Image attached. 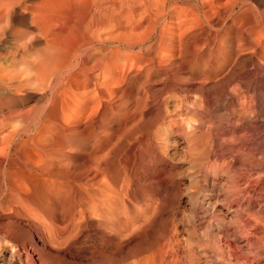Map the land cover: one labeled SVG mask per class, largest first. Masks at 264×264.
<instances>
[{
	"label": "rangeland",
	"instance_id": "1",
	"mask_svg": "<svg viewBox=\"0 0 264 264\" xmlns=\"http://www.w3.org/2000/svg\"><path fill=\"white\" fill-rule=\"evenodd\" d=\"M19 1L0 0V62L6 60L0 64V74L5 77V83L14 82L11 85L19 88L15 98L0 90V163L3 164L0 173L7 174L12 166L26 168L20 145L23 138L35 136V140L44 142L43 146L48 148L49 135L41 129L42 125L51 127L50 122L57 114L53 111L64 98V92L75 91L85 74L84 68L99 55L106 62L102 70L95 71L96 79L103 85L107 83L104 86L113 96L106 100L105 106L96 100L93 107L97 110L93 107L83 110L79 103L64 109L70 118L62 124L72 126L78 122L76 131L79 128L82 136L78 139L80 147L69 144L63 149L67 160L79 162L80 169L75 166L78 175L85 167V160H95V167L102 172L100 184L104 181L110 185L111 204L107 207L104 204L105 208L101 204L102 210L95 211L97 217L101 214L98 219L93 215L95 212L88 215L80 212L82 218L74 212L69 217L63 215V200H59L61 204L55 203L46 191L40 196L38 186L28 180L26 203L31 211L33 208L38 212L42 206L44 213L41 210L39 215H42H37V219L26 214L27 218L23 211L22 215H16L7 192L13 185L3 173L0 175V264H227L226 259L228 264L231 261V264H264V6L257 4V0H152L158 2H154L155 6L149 3L151 0H104V18L87 28L88 39L75 33L76 27L69 32L74 23L71 26L72 23H63L60 27L66 20L65 12L70 9V13L78 12L79 3L64 0L52 12H41L40 0ZM5 5L13 12L1 11ZM133 6L147 9L141 8L133 15L136 9ZM247 28H251L258 47L248 44L239 31ZM64 58H67L63 61L65 68L60 66ZM39 60L49 62L44 63L48 69L54 64L52 69H55L47 70L46 65L35 68ZM140 60L143 63L148 60L151 65ZM3 64L8 70L13 68L8 71ZM41 69L45 70L39 76ZM35 73L39 77H34ZM64 76H69L65 77L69 80L65 81ZM64 86L69 89L64 90ZM89 88L95 94L94 88ZM120 92L124 94L119 97ZM138 105L145 109H138ZM12 106L21 108V112L24 109L23 116L16 109L19 115L9 118V111L13 114ZM21 125H26L24 133L19 128ZM29 126H32L30 132ZM90 151L93 155H87ZM5 166H9L7 171ZM69 179L74 199L83 200L87 191L83 181ZM208 196L211 201H207ZM228 205H231L229 209ZM54 206L62 211L55 214ZM74 206L79 205L75 202ZM89 215L94 217L88 218ZM14 216H19L20 223L26 222L22 226L12 222Z\"/></svg>",
	"mask_w": 264,
	"mask_h": 264
},
{
	"label": "bare ground",
	"instance_id": "2",
	"mask_svg": "<svg viewBox=\"0 0 264 264\" xmlns=\"http://www.w3.org/2000/svg\"><path fill=\"white\" fill-rule=\"evenodd\" d=\"M19 0H17V2H18ZM66 1H70V2H76V3H79V5H80V10L78 11V12H73V13H70V11H71V9L70 10H68V11H66L65 12V15H66V20H65V18H64V20H65V22H61V20H59L60 22H61V24H60V27H61V25L63 24V23H72V24H70V26L71 25H73V23H74V25H73V27L74 28H72V29H70L69 30V32H72V30H75V27L77 28V30H76V32L75 33H80L82 36H86L88 39H90V37L89 36H87V28H90L89 26L90 25H94V24H97L99 21H101V18H104L103 17V15H105V7H103L104 6V3H105V1L104 0H66ZM107 1V0H106ZM164 1V0H163ZM162 1V2H163ZM6 2H8V1H6ZM20 2V1H19ZM63 3L64 2V0H40V2H39V9H41V12H52V10L59 4V3ZM154 2H156V1H152L151 0V2H149V3H151V4H153L154 6L156 5V3H158V2H156V3H154ZM257 2V4H259L260 6L261 5H263L264 6V0H257L256 1ZM9 4H10V7H11V3L9 2ZM37 4V3H36ZM150 4V5H151ZM7 5H8V3H7ZM14 5V4H13ZM29 5V4H28ZM63 5H65V4H63ZM71 5V4H70ZM139 5V4H138ZM137 5V6H138ZM147 5V4H146ZM145 5V6H146ZM149 5V6H150ZM9 6V5H8ZM68 6V5H67ZM76 6V5H75ZM106 6V5H105ZM145 6H142V7H138V8H136L135 6H133V7H135L136 9H133V12H132V14L134 15V14H136L137 13V11L138 10H141V8H146ZM149 6H148V9H149ZM4 7V6H3ZM5 7H6V5H5ZM8 8V7H6V8H8V9H6V8H2L1 9V11L3 10V12L5 11L6 13H9V11L7 12V10H10L11 11V8H13V7H11V8ZM20 7V6H19ZM65 7V6H64ZM70 7V6H69ZM61 8V7H60ZM59 8V9H60ZM106 8H108V7H106ZM132 8V7H131ZM160 8V7H159ZM27 9H29V8H27ZM63 9V8H62ZM67 9H68V7H67ZM147 9V8H146ZM107 10V9H106ZM19 11V10H18ZM73 11H74V8H73ZM144 11V10H143ZM4 12V13H5ZM11 12H13V11H11ZM56 12H57V10H56ZM55 12V13H56ZM59 13H60V11H58ZM72 12V11H71ZM107 12H108V10H107ZM3 13V14H4ZM63 13V12H62ZM33 14V13H32ZM61 14V13H60ZM30 15V14H29ZM50 15V14H49ZM52 15V14H51ZM59 15V14H58ZM62 15V14H61ZM137 15V14H136ZM3 16V15H2ZM28 17V16H27ZM42 17H43V15H42ZM63 17V16H62ZM38 18H39V16H38ZM40 19V18H39ZM45 20V19H44ZM46 21V20H45ZM54 21V20H53ZM104 21V20H103ZM46 23V22H45ZM56 24H58L57 22H55ZM53 24H54V22H53ZM218 24V23H217ZM59 25V24H58ZM57 25V26H58ZM48 26V25H47ZM66 26V25H65ZM70 26H69V28H70ZM40 27V26H39ZM38 27V28H39ZM43 27H45V26H43ZM42 27V28H43ZM49 27V26H48ZM67 27V26H66ZM54 28V27H53ZM62 28V27H61ZM68 28V29H69ZM44 29V28H43ZM51 29V28H50ZM251 28H247V30H239V31H241L242 32V35H243V37H244V39H245V41L248 43H250V45L252 46H254V45H256V43L253 41V37H252V31L250 30ZM55 30V29H54ZM62 30V29H61ZM67 30V29H66ZM39 31V30H38ZM58 31H60V30H58ZM57 31V33H59ZM78 31V32H77ZM229 31V30H228ZM49 32H54V31H49ZM62 32H64V31H62ZM55 33V32H54ZM47 34H48V32H47ZM64 34V33H63ZM71 35H69V36H72V33H70ZM73 34H74V32H73ZM237 34V33H236ZM239 35H240V33H238ZM77 35V34H76ZM241 35V36H242ZM51 36V35H50ZM53 36V35H52ZM60 36V35H59ZM57 37V38H60V37ZM68 35H67V37H66V40H68L70 37H69ZM56 37V36H55ZM62 37V36H61ZM78 37V36H77ZM49 38V37H48ZM53 38V37H52ZM65 38V37H64ZM68 38V39H67ZM56 39V38H55ZM72 39H73V37H72ZM46 40H48V39H46ZM63 40H65V39H63ZM65 40V41H66ZM71 40V39H70ZM69 40V41H70ZM93 39H91V43L94 41H92ZM68 41V42H69ZM97 41V40H96ZM53 42V41H52ZM61 42V41H60ZM64 42V41H63ZM73 41L71 40V42H70V44L72 43ZM97 42H99V41H97ZM96 42V43H97ZM65 43V42H64ZM67 43V42H66ZM75 43V42H74ZM248 43V44H249ZM70 44H67V45H69L70 46ZM86 44H88V43H86ZM85 44V45H86ZM72 45H74L73 43H72ZM99 45V44H98ZM86 46H88V45H86ZM257 47H258V44L256 45ZM51 48V47H50ZM65 48V47H64ZM67 48H68V46H67ZM82 48H83V46H82ZM81 48V49H82ZM84 48H85V46H84ZM101 47H99V49H100ZM106 48V47H105ZM70 50L72 49V48H69ZM69 49H68V51H69ZM90 49H91V47H90ZM98 48L96 49V50H99ZM255 49H256V47H255ZM64 50V49H63ZM73 50V49H72ZM89 50V49H88ZM87 50V51H88ZM102 50V49H101ZM260 49H258V51H259ZM81 51V50H80ZM257 51V50H256ZM64 52H66V49H65V51ZM63 52V53H64ZM88 52H90V51H88ZM101 52V51H100ZM187 52V51H186ZM260 52V51H259ZM264 52V51H263ZM69 53V52H68ZM67 53V54H68ZM72 53H74V51H72ZM86 53V52H85ZM107 53V52H106ZM95 54V53H94ZM101 55L103 54V53H100ZM264 54V53H263ZM66 55V54H65ZM70 55H72V54H70ZM80 55V54H79ZM85 55V54H84ZM98 55V54H97ZM260 55H261V53H260ZM53 56V55H52ZM66 56H69V55H66ZM92 56V54L90 55V57ZM96 56V55H95ZM264 56V55H263ZM63 57H65V56H63ZM70 57L71 56H69V58L68 59H70ZM58 58H59V56H58ZM67 58H64V60H62V62L63 61H65V59H67ZM25 59V58H24ZM46 59V58H45ZM54 59H57V58H54ZM73 59V58H72ZM89 59V58H88ZM93 59V58H92ZM147 59V58H146ZM153 59H155V58H153ZM9 60V59H8ZM50 60V59H49ZM48 60V61H49ZM59 60V59H58ZM71 60V59H70ZM91 60V59H90ZM89 60V61H90ZM105 60V59H104ZM107 60V59H106ZM6 61V60H5ZM5 61H1L0 62V64L1 63H3V62H5ZM35 61H37V60H35ZM34 61V62H35ZM40 61V60H39ZM46 61V60H45ZM44 60H42V61H40V62H37V63H35V68H36V65H37V68H43L44 67V65H46V64H44V63H46ZM57 61V60H56ZM79 61V60H78ZM82 61V60H81ZM109 61V60H108ZM138 61V60H137ZM141 61V60H140ZM148 60H146V62H147ZM150 61H152L151 59H150ZM185 61V60H184ZM188 61V60H187ZM211 61V60H210ZM8 62V61H7ZM34 62H32V63H34ZM61 61H60V66L61 65H63L62 67H66L65 66V64H64V62H63V64H61L62 63ZM66 62H69V60H66ZM106 61H104L103 62V59H102V57H100L99 55H98V57L95 59V60H93V62L89 65V66H86L85 68H84V70L83 71H85V74L84 75H82L83 77L81 78V80L76 84V89H75V91H71L72 89H70V90H68V91H65L64 92V98H61V96H60V98L62 99V101L60 102V104L57 106V108H55V110H54V108H51L50 107V109H52V110H54L53 112H56L57 114L54 116L53 114V116H54V119H50L51 120V127L49 128H46V126L44 127L42 124V127H41V129H43V131L44 132H47V134L49 135V142L46 144L47 146H48V148H45L43 145V143L41 142H38L37 140H35L36 138H34L35 136H32V135H29V136H27L26 138H23L20 142H21V146H22V149H23V153H25L24 155V158H22L23 159V164H24V166H26V168L25 169H20V168H18V169H13L15 166H12V168H9V166H7L9 169H12V170H8V172H6L7 174H5V171L3 172L6 176H5V179H7L6 177H8V180H9V182H10V184L12 183V185H13V189L9 186V185H7V186H9V191H7L8 192V201H10V203H13L12 205H13V213L14 214H16V215H22L23 213H22V211L23 212H25V215L27 214L31 219L33 218V219H37L36 217H37V215H39L40 214V212H41V210L43 211V209H42V206L40 207V211H35L33 208H32V210L33 211H31L30 210V206L26 203L27 202V196H28V194H27V191H28V180H33L34 182H35V184L38 186V187H36L37 189V191H38V193L37 194H39L40 196H41V194H43L45 191H46V194H47V196L48 195H50V197H51V199L52 200H54L55 201V203H60L61 204V202L59 201L60 199H61V201L63 200L64 201V203H63V206L61 205V207H63V215L64 214H68L69 215V217L74 213V212H78V216L79 217H81L82 218V215L80 214V212H85V213H87V215L88 214H90L91 212L92 213H94L95 211H97L98 209H100V211L102 210V208L104 207L105 208V205H106V207H107V205L109 206V197L111 196H109V193L108 192H110V191H108V190H110L109 189V184L107 185V184H105V182L104 181H102V183L100 184V181L102 180V172H101V170H100V168H98L97 166L95 167V164H94V161H93V159H90V160H85V167H84V169H83V171L78 175V174H76V172L77 171H75V170H77V169H75V166H77L78 164H79V162L77 163V164H75V161H74V163L73 162H71L70 160L72 159H69V160H67V155L65 156V154L67 153V152H65L66 150L65 149H63L64 148V145H74V146H76V145H79L80 143V141L78 142V139H79V136H82V134H80L79 135V128H77V131H76V127H79L78 125L79 124H77V126H75V124L76 123H78V122H74L75 124H73L74 126H75V128L73 127V125L71 126L70 124L68 125V124H62V123H64V122H66L67 120H68V118H70V117H68V114L66 115L65 114V112H64V109H68V107L69 108H71V105H74V103H79L80 104V106H82L81 108L84 110V108H91L92 109V107H93V103L96 101V100H99V102L97 103V104H99L100 103V105H102V106H105V104H106V100L108 99V100H110L111 98H109L110 96H113V95H109V92L111 93V90L109 91V88L108 87H106V86H104V85H107V83L106 84H104L103 85V83H99L98 81H97V79H96V72L95 71H97V70H99L102 66H103V63H105ZM146 62H144L143 63V61H141V63H143V64H145ZM15 63V62H14ZM47 63H49V62H47ZM54 63V62H53ZM80 63V62H79ZM84 63V62H83ZM135 63V62H134ZM137 63V62H136ZM140 63V65H142ZM147 63H149L150 64V62H147ZM146 63V64H147ZM153 63V62H152ZM154 63H155V61H154ZM157 63V62H156ZM184 63V62H183ZM182 63V64H183ZM188 63V62H187ZM8 64V63H7ZM10 64H12L11 62H10ZM16 64V63H15ZM78 64V63H77ZM80 64H82V62L80 63ZM85 64V63H84ZM83 64V67L85 66ZM87 64V63H86ZM110 64V63H109ZM148 64V65H149ZM159 64V63H158ZM180 64H181V62H180ZM6 66V64H3L2 66ZM52 65V64H51ZM54 65V64H53ZM52 65V67H54ZM67 65V64H66ZM88 65V64H87ZM140 65H138V66H140ZM151 65V64H150ZM149 65V66H150ZM161 65V64H160ZM4 66V68H7V67H5ZM11 66V65H10ZM33 66V67H34ZM49 66V65H48ZM58 66V65H57ZM82 66V65H81ZM135 66V65H134ZM154 66V65H153ZM163 66V65H162ZM263 66V65H262ZM9 67V66H8ZM46 67H47V65H46ZM46 67H44V68H46ZM51 67V66H50ZM52 67L51 68H49V69H52ZM82 67V68H83ZM131 67V66H130ZM174 67V66H173ZM198 67H200V66H198ZM13 68V67H12ZM12 68H10L9 67V70L10 69H12ZM15 68V67H14ZM26 68V67H25ZM24 68V69H25ZM30 68H32V67H30ZM61 68V67H60ZM77 68V67H76ZM75 68V69H76ZM104 68V67H103ZM103 68H101L100 70H102ZM149 68V67H148ZM151 68V67H150ZM150 68L148 69V70H150ZM159 68V67H158ZM157 68V69H158ZM1 69V68H0ZM3 69V68H2ZM48 69V67H47V70H49ZM53 69H55V68H53ZM52 69V70H53ZM57 69V68H56ZM59 69V68H58ZM74 69V71H76ZM138 69H140L139 67H138ZM144 69H146L147 70V68H144ZM202 69V68H201ZM5 70V69H4ZM7 70H8V68H7ZM6 70V71H7ZM8 70V71H9ZM30 70V69H29ZM42 71L41 72H39V70L38 71H35L36 73L37 72H39V73H37V74H39V76L41 75L42 76V74H40V73H43V71L45 70V69H41ZM82 70V69H81ZM131 70V69H130ZM141 70H142V68H141ZM145 70V71H146ZM147 70V71H148ZM205 70V69H204ZM1 71V70H0ZM15 70H12V72H14ZM78 72H80L81 73V71H79V69L77 70ZM133 71V70H132ZM135 72L136 71H138L137 69L136 70H134ZM133 71V72H134ZM146 71V73L148 74V72ZM158 71V70H157ZM175 71V70H174ZM2 72V71H1ZM23 72V71H22ZM22 72H21V74H22ZM50 72H51V70H50ZM58 72V71H57ZM143 72H144V70H143ZM165 72V71H164ZM167 72V71H166ZM165 72V73H166ZM36 73H35V76L34 77H37L36 76ZM47 73H48V71H47ZM46 73V74H47ZM73 73V72H72ZM71 73V74H72ZM82 73H84V72H82ZM131 73V72H130ZM129 73V74H130ZM137 73V72H136ZM135 73V74H136ZM100 74V73H99ZM129 74H128V78H129ZM140 74V73H139ZM17 75V74H16ZM27 75V74H26ZM49 75V74H48ZM68 75V74H67ZM133 75V74H132ZM137 75V74H136ZM38 76V77H39ZM69 76H71V75H69ZM69 76L67 77V76H64V80H65V77H67V78H69ZM73 76V75H72ZM75 76V75H74ZM77 76V75H76ZM76 76H75V78H76ZM110 76V75H109ZM135 76V75H134ZM142 76V75H141ZM21 77V76H20ZM27 77V76H26ZM25 77V78H26ZM43 77H44V74H43ZM42 77V78H43ZM97 77H98V75H97ZM105 77V76H104ZM127 77V76H126ZM150 77V76H149ZM24 78V79H25ZM66 78V79H67ZM74 77H73V79H75ZM107 78V77H106ZM110 78V77H109ZM125 78V77H124ZM127 78V79H128ZM135 78V77H134ZM133 78V79H134ZM137 78V77H136ZM2 79V84L0 83V90H2V92L4 93V94H6V96L8 95V96H10L11 98H15V94H16V92L18 91V87L17 86H14L15 84H14V82L13 83H5V81H4V79H5V77H3V74H0V80ZM6 79H8V77L6 78ZM10 79V78H9ZM15 79V78H14ZM28 79V78H27ZM38 79H40V78H38ZM37 79V80H38ZM59 79V78H58ZM62 79V80H63ZM104 79V78H103ZM126 79V78H125ZM133 79H131V80H133ZM160 79V78H159ZM61 80V81H62ZM69 80V79H68ZM68 80H65V81H68ZM71 80V79H70ZM76 80V79H75ZM99 80V79H98ZM3 81H4V83H3ZM16 81V80H15ZM39 81V80H38ZM43 82H44V80H42ZM57 81H59V80H57ZM60 81V82H61ZM101 81V80H100ZM134 81V80H133ZM202 81V80H201ZM16 82H18V81H16ZM27 82V81H26ZM56 82V81H55ZM59 82V83H60ZM71 82V81H70ZM69 82V83H70ZM104 82V81H103ZM123 82V81H122ZM135 82V81H134ZM148 82V81H147ZM159 82V81H158ZM180 82V81H179ZM19 83V82H18ZM25 83V82H24ZM38 83V82H37ZM59 83L57 82V84L59 85ZM63 83V82H62ZM62 83H61V85H62ZM72 83V82H71ZM142 83H144V82H142L141 81V86H142ZM11 84H14V85H11ZM42 84V83H41ZM64 84V83H63ZM68 84V83H67ZM109 84V83H108ZM121 84V83H120ZM140 84H138V85H140ZM147 84V83H146ZM18 85V84H17ZM25 85H26V83H25ZM30 85V84H29ZM28 85V86H29ZM53 85H55L54 83H53ZM57 85V86H58ZM65 85V84H64ZM69 85V84H68ZM68 85H66V87H68ZM72 85H73V83H72ZM131 85V84H130ZM22 86H24V84L22 85ZM71 85H69V87H70ZM92 87V88H94V90H95V94H91L92 93V91H91V93H90V88L89 87ZM112 86V85H111ZM116 86H117V84H116ZM115 86V87H116ZM125 86V85H124ZM144 86V85H143ZM30 87V86H29ZM65 86H64V90L65 89H69V88H66ZM74 86H72V88H73ZM158 87V86H157ZM128 88V87H127ZM139 88H140V86H139ZM168 88V87H167ZM22 89H23V87H22ZM125 88H123V90H124ZM160 89H161V87H160ZM23 90H25V89H23ZM27 90V89H26ZM41 90V89H40ZM57 90H58V88H57ZM57 90H55L54 89V91L56 92ZM93 90V91H94ZM114 91H115V89H113ZM132 90V89H131ZM139 90V89H138ZM158 90V89H157ZM38 91V90H37ZM60 91V90H59ZM114 91H112V92H114ZM122 91V90H121ZM136 91V90H135ZM25 92V91H24ZM24 92H22V93H24ZM61 92H62V90H61ZM119 92V91H118ZM131 92V91H130ZM140 92V90L138 91V93ZM1 93V92H0ZM19 93H20V91H19ZM22 93H21V95H22ZM54 93V92H53ZM60 93V92H59ZM117 93V92H116ZM133 93V92H132ZM152 93H154V92H152ZM239 93V92H238ZM29 94V93H28ZM30 94H31V92H30ZM56 94V93H55ZM54 94V95H55ZM119 94V93H118ZM118 94H117V96H118ZM122 94H124V93H121L120 92V94H119V97L122 95ZM127 95H129V97H130V94H128V93H126ZM155 94V93H154ZM39 95V94H38ZM59 95H61V94H59ZM139 95V94H138ZM137 95V96H138ZM141 95V94H140ZM143 95V94H142ZM235 95H237V94H235ZM239 95V94H238ZM18 96V95H17ZM117 96L115 97V99L117 98ZM135 96H136V94H135ZM135 96H134V98H135ZM159 96V95H158ZM2 97H4V95L2 96ZM25 97V96H24ZM142 97V96H141ZM152 97V96H151ZM238 97V96H237ZM0 98H1V96H0ZM19 98H20V96H19ZM53 98H56V96L55 97H53ZM123 98V97H122ZM132 98V97H131ZM142 98H144V96L142 97ZM142 98L141 99H139V100H141L143 103H144V99L142 100ZM4 99H6L5 97H4ZM10 99V98H9ZM9 99H7L8 101H9V103H11L10 102V100ZM60 99V100H61ZM115 99H112V100H114V102H115ZM127 99H129V98H127ZM136 99V98H135ZM17 100V99H16ZM23 100V99H22ZM21 100V101H22ZM52 100H54V99H52ZM57 100H59L58 99V96H57ZM111 100V101H112ZM118 100V99H117ZM138 100V101H139ZM146 100V99H145ZM154 102L156 101V100H154V98L152 99ZM6 101V100H5ZM14 101V100H13ZM54 101H56V100H54ZM131 101V100H130ZM129 101V102H130ZM137 101V102H138ZM7 102V101H6ZM126 102V101H125ZM124 102V103H125ZM128 102V101H127ZM126 102V103H127ZM141 102V103H142ZM96 103V102H95ZM122 102H120V104H121ZM125 103V104H126ZM134 103H135V101H134ZM139 103H140V101H139ZM161 103V102H160ZM159 103V104H160ZM8 104V103H7ZM13 104V103H12ZM51 104H52V102H51ZM50 104V105H51ZM97 104H95V105H97ZM109 104V103H108ZM110 104H113V103H110ZM2 105V104H1ZM10 105V104H9ZM49 105V106H50ZM53 105V104H52ZM54 105H55V103H54ZM117 105V104H116ZM116 105H114V106H116ZM140 105V104H139ZM139 105H138V107H139ZM4 106V105H3ZM11 106V105H10ZM134 106V105H133ZM165 106V105H164ZM9 107V106H8ZM65 107H67V108H65ZM112 107V106H111ZM119 107V106H118ZM138 107H136V109L138 108ZM142 107H146V105H143L142 104ZM12 108H13V106H12ZM20 108V107H19ZM24 108V107H23ZM74 108V107H73ZM94 109L96 108V106L95 107H93ZM113 108V107H112ZM111 108V110H113ZM1 109V108H0ZM14 109V108H13ZM17 109V108H16ZM16 109H14V110H12L11 112H13V114H11L10 113V111H9V118L11 117L10 115H12V117H15V115L14 114H18L19 115V113H17L18 111H20V109H17L18 111H15ZM49 109V110H50ZM93 109V110H94ZM102 109H103V107H102ZM138 109H145V108H138ZM137 109V110H138ZM10 110V109H9ZM47 110H48V108H47ZM47 110H46V112H47ZM52 110H51V112H52ZM69 110V109H68ZM68 110H65V111H68ZM88 110V109H87ZM93 110H91V111H93ZM96 110H97V108H96ZM122 110H124V107H123V109ZM131 110V109H130ZM135 110V109H134ZM2 111V110H1ZM0 111V112H1ZM3 111H5V110H3ZM23 111H24V109H23ZM22 111V112H23ZM80 111V110H79ZM101 111V110H100ZM105 111V110H104ZM117 111V110H116ZM22 112L20 111V114L22 115ZM42 112V111H41ZM45 112V113H46ZM50 112V113H51ZM52 112V113H53ZM81 112V111H80ZM83 112V111H82ZM108 112V111H107ZM111 112H113V111H111ZM123 112V111H122ZM134 112V111H133ZM7 113H8V111H7ZM89 113H90V111H89ZM88 113V114H89ZM96 113V112H95ZM101 113H103L102 111H101ZM109 113V112H108ZM124 113V112H123ZM122 113V114H123ZM125 113H127V112H125ZM4 115H5V113H3ZM2 114V115H3ZM48 114L49 113H47V117H48ZM72 114V113H71ZM84 114V113H83ZM4 115H3V117H4ZM8 115V114H7ZM14 115V116H13ZM41 115V114H40ZM43 115V114H42ZM70 115V114H69ZM73 115V114H72ZM90 116H92V114H89ZM98 115V114H97ZM108 115V114H107ZM130 115H131V113H130ZM17 116V115H16ZM23 116V115H22ZM26 116V115H25ZM44 116H46V115H44ZM61 116V117H60ZM74 116H76V115H74ZM78 116H80V115H78ZM95 116V115H94ZM103 116H105V115H103ZM102 116V117H103ZM109 116V115H108ZM114 116V115H113ZM132 116V115H131ZM1 117V116H0ZM8 117V116H7ZM6 117V118H7ZM11 117V118H12ZM46 117V118H47ZM52 116H50V118H51ZM59 117H60V119L63 121V122H61V120L59 119ZM105 117H107V116H105ZM128 117V116H127ZM130 117V116H129ZM43 118V117H42ZM49 118V117H48ZM72 118V117H71ZM75 118V117H74ZM89 118V117H88ZM96 118H97V116H96ZM139 118V117H138ZM2 119V118H1ZM13 119V118H12ZM76 119V118H75ZM82 118H80V120H81ZM90 119H92V117L90 118ZM88 120L89 122L88 123H91V120ZM99 119V118H98ZM97 119V120H98ZM103 118H101V120H102ZM7 120V119H6ZM8 120H10V119H8ZM15 120L17 121V119L15 118ZM24 120V119H23ZM33 120V119H32ZM70 120V119H69ZM80 120H78V121H80ZM96 120V119H95ZM100 120V119H99ZM123 120V119H122ZM134 120V119H133ZM141 120V119H140ZM2 121V120H1ZM41 121H44V119H42ZM76 121V120H75ZM84 121H85V119H84ZM142 121V120H141ZM2 122H4V120L2 121ZM8 122V121H7ZM10 122V121H9ZM8 122V123H9ZM32 122V121H31ZM35 122V121H34ZM45 123H47V121H44ZM73 122V121H72ZM81 122H83V121H81ZM93 122V121H92ZM104 122V121H103ZM102 122V123H103ZM162 122V121H161ZM6 123V122H5ZM14 123V122H13ZM24 123V122H23ZM25 123H28V122H26L25 121ZM42 123V122H41ZM68 123V122H67ZM80 123V122H79ZM133 123V122H132ZM131 123V124H132ZM137 123V122H136ZM138 123H140V122H138ZM144 123V122H143ZM4 124V123H3ZM29 124V123H28ZM27 124V125H28ZM96 124V123H95ZM100 124V123H99ZM150 124H151V122H150ZM149 124V125H150ZM156 124V123H155ZM6 125H8V124H6ZM32 125V124H31ZM38 125V124H37ZM47 125V124H46ZM81 125V124H80ZM84 125H85V122H84ZM84 125H82L83 127H84ZM89 125V124H88ZM93 125V124H92ZM26 126V125H21V127H19L20 129L22 128L23 130H21V131H23V133H24V130L26 129H24V127ZM34 126H35V124H34ZM129 126V125H128ZM135 126V125H134ZM13 127V126H12ZM15 127H17V126H15ZM32 127V126H31ZM30 126H29V132H30V128H31ZM36 127V126H35ZM38 127V126H37ZM89 127H91V126H89ZM18 128V130H20ZM28 128V127H27ZM46 128V129H45ZM85 128H87L88 129V127L85 125ZM92 128V127H91ZM127 128V127H126ZM130 128V127H129ZM139 128V127H138ZM1 129H2V127H1ZM0 129V130H1ZM34 129L35 128H33V129H31V130H33L34 131ZM37 129V128H36ZM81 129V128H80ZM97 129V128H96ZM102 129V128H101ZM106 129H107V127H106ZM105 129V130H106ZM156 129H157V127H156ZM16 130L17 129H15V131H14V133H16ZM17 130V131H18ZM40 130V129H39ZM82 130H85L84 128L82 129ZM93 130V129H92ZM98 130H100V128H98ZM103 130V129H102ZM155 130V129H154ZM20 131V132H21ZM27 131V130H26ZM36 131V130H35ZM81 131V130H80ZM91 130H89V132H90ZM101 131V130H100ZM13 132V131H12ZM20 132H19V134H20ZM32 132V131H31ZM82 132V131H81ZM80 132V133H81ZM85 132H87V131H85ZM102 133H104V130L102 131ZM106 133H108L107 131H106ZM26 134V133H25ZM32 134V133H31ZM35 134V133H34ZM54 134H56V135H54ZM84 134V133H83ZM105 134V133H104ZM43 135V134H42ZM54 135V136H53ZM119 135V134H118ZM19 136V135H18ZM17 136V137H18ZM20 136H22V135H20ZM46 136V135H45ZM85 136V135H84ZM8 136H6L5 138H7ZM36 137H38V135L36 136ZM47 137V136H46ZM93 137V136H92ZM16 138V137H15ZM21 138V137H20ZM86 138V137H85ZM11 139V138H10ZM17 139V138H16ZM96 139V137L94 138V140ZM135 139V138H134ZM139 139V138H138ZM143 139V138H142ZM13 140V139H12ZM15 140V139H14ZM19 140V139H18ZM42 140V139H41ZM145 140V139H144ZM9 141H11V140H9ZM86 141V140H85ZM91 141V140H90ZM131 141V140H130ZM135 141V140H134ZM136 141H138V140H136ZM47 142V141H46ZM88 142V141H87ZM98 142V141H97ZM96 142V143H97ZM139 142H141L140 140H139ZM16 143V142H15ZM95 143V144H96ZM134 143V142H133ZM132 143V144H133ZM137 143V142H136ZM144 143V142H143ZM90 144H92V143H90ZM141 144V143H140ZM10 145V144H9ZM20 145H19V147H20ZM83 145V144H82ZM138 145V144H137ZM136 145V146H137ZM161 145V144H160ZM15 146H17V145H15ZM42 146H43V148H42ZM91 146V145H90ZM89 146V147H90ZM134 146H135V144H134ZM142 146V145H141ZM79 147H80V145H79ZM92 147V146H91ZM16 148V147H15ZM21 148V147H20ZM68 148H70V146L69 147H67L66 149H68ZM72 148H73V146H72ZM101 148H102V146H101ZM134 148V147H133ZM139 148V147H138ZM74 149H75V147H74ZM99 149V148H98ZM136 149V148H135ZM19 150V149H18ZM71 150H73V149H71ZM76 150V149H75ZM90 150V149H89ZM20 151V150H19ZM25 151V152H24ZM68 151V150H67ZM102 151H103V149H102ZM102 151H100V152H102ZM136 151V150H135ZM138 151V150H137ZM69 152V151H68ZM72 152V151H71ZM2 153V152H1ZM20 153V152H19ZM21 153H22V151H21ZM22 153V154H23ZM97 154V153H96ZM71 155V154H70ZM70 155H69V157H70ZM87 155H93V151H90V152H88L87 153ZM72 156V155H71ZM103 156V155H102ZM21 157V156H20ZM19 157V158H20ZM10 158V157H9ZM18 157H17V159H19ZM21 159V160H22ZM100 159V158H99ZM79 160V159H78ZM82 160V159H81ZM71 163H70V162ZM83 161V160H82ZM0 164H2V163H0ZM51 164H54V166L52 167V165ZM2 166H3V164H2ZM11 166V165H10ZM79 166L80 165H78L77 166V168H79ZM6 166H5V168H4V170H6V168H7ZM2 168V167H1ZM0 168V169H1ZM80 169V168H79ZM82 169V168H81ZM0 171H2V169L0 170ZM7 171V170H6ZM79 172V171H78ZM2 173V174H3ZM1 173H0V175H2ZM110 175V174H109ZM104 176H105V174H104ZM4 177V176H3ZM3 177H1V178H3ZM59 177H62V179H59ZM66 177H68V179L70 180V182L71 181H77L78 179L77 178H80L81 179V181H83L82 183H83V185L86 187V189H87V191L85 192V190H84V188H83V192H85V194H84V199L83 200H81V199H79V200H75L74 199V195L71 193V188H70V183H69V181H68V179H66ZM104 178V177H103ZM3 180V179H2ZM106 180V179H105ZM4 182V181H3ZM8 182V181H7ZM76 183V182H75ZM6 183H4V185H5ZM73 184H74V182H73ZM72 184V185H73ZM80 184V183H79ZM81 185V184H80ZM83 186V187H84ZM31 187V186H30ZM74 187V186H73ZM5 188V187H4ZM8 188V187H7ZM82 188V187H81ZM111 188V187H110ZM1 189H3V186H2V188ZM5 190V189H4ZM62 190V191H61ZM112 190V189H111ZM1 191V190H0ZM6 192V191H5ZM114 193V192H113ZM116 193V192H115ZM78 194V193H77ZM118 194V193H117ZM54 195V196H53ZM81 195V194H80ZM114 195V194H113ZM112 195V196H113ZM79 196V195H78ZM3 197V196H2ZM81 197H82V195H81ZM116 197H117V195H116ZM80 198V197H79ZM118 198V197H117ZM4 199H6V198H3V200ZM112 199V198H111ZM115 199V198H114ZM2 200V199H1ZM7 200V199H6ZM211 201V196H208L207 197V201ZM5 201V200H4ZM8 201H6V202H8ZM62 201V202H63ZM5 202V203H6ZM49 202V201H48ZM75 202L79 205L78 207H76V206H74V207H72V205L73 204H75ZM98 202H99V204H100V208H97V206H98ZM112 202V201H111ZM4 203V204H5ZM8 204V203H7ZM44 204V203H43ZM46 204V203H45ZM59 204V205H60ZM101 204H103L102 206L103 207H101ZM105 204V205H104ZM111 204V203H110ZM114 205V204H113ZM8 206V205H7ZM46 206V205H45ZM47 206H48V204H47ZM112 206V205H111ZM115 206V205H114ZM230 206L231 205H228L226 208H230ZM1 207V206H0ZM55 207V206H54ZM58 207V206H57ZM48 208V207H47ZM47 208L45 209V210H47ZM60 208V207H59ZM2 209V208H1ZM6 209V208H5ZM62 209V208H61ZM61 209H56V207L55 208H53V211L55 212V214H56V212L58 211H62ZM114 209H115V207H114ZM29 210L31 211L30 213H28L29 212ZM110 210V209H109ZM2 211V210H1ZM7 211H9V210H7ZM51 211V210H50ZM114 211V210H113ZM3 212H4V210H3ZM11 212V211H10ZM49 212V211H48ZM69 212V213H68ZM42 213H44V211L42 212ZM42 213H41V215H42ZM84 213V214H85ZM98 213H99V211H98ZM98 213H97V215H98ZM102 213V212H101ZM110 213V212H109ZM60 214V213H59ZM75 214V213H74ZM103 214V213H102ZM26 215V217L28 218V216ZM34 215V216H33ZM41 215H39L40 217H41ZM94 216H96V212H95V214H93ZM101 215V214H100ZM100 215H98L99 217H100ZM104 215V214H103ZM60 216H62V215H60ZM93 216V217H94ZM106 216V215H105ZM105 216H103L104 218H105ZM109 216V215H108ZM67 217V216H66ZM89 217H92V216H88V218ZM92 217V218H93ZM97 217V216H96ZM99 217H97V219L99 218ZM111 217H113V216H111ZM103 218V219H104ZM73 219V218H72ZM76 220H77V218H75ZM84 219V218H83ZM86 219V218H85ZM13 220L14 221H12V222H15V221H17V223H20L19 222V216H14L13 217ZM76 220H74V221H76ZM82 220V219H81ZM106 220V219H105ZM67 221H69L68 220V217H67ZM78 221V220H77ZM24 222V221H23ZM23 222H21L19 225H21L22 226V223ZM26 222V221H25ZM24 222V223H25ZM32 222V221H31ZM42 222V221H41ZM79 222V221H78ZM83 222H85V220H83ZM90 222V221H89ZM29 223V222H28ZM77 223V222H76ZM31 223H29V225H30ZM78 224V223H77ZM76 224V225H77ZM25 225V224H24ZM81 225V224H80ZM20 226V227H21ZM65 226V225H64ZM29 227H31V226H29ZM35 227V226H34ZM71 227V226H70ZM101 227V226H100ZM63 228V227H62ZM61 228V229H62ZM67 228V227H66ZM117 228V227H116ZM119 228V227H118ZM28 228H26V230H27ZM60 229V230H61ZM75 229V228H74ZM73 229V230H74ZM110 229V228H109ZM29 230V229H28ZM59 230V231H60ZM68 230V229H67ZM71 229H69V231H70ZM75 230H77V229H75ZM78 230H79V228H78ZM107 230V229H106ZM117 230V229H116ZM64 231V229H62V232ZM110 231V230H109ZM121 232H122V230H120ZM28 232V231H27ZM32 232V231H31ZM72 232V231H71ZM120 232V233H121ZM64 233V232H63ZM108 233V232H107ZM72 234V233H71ZM118 234V233H117ZM70 235V234H69ZM65 236V235H64ZM71 236V235H70ZM71 238V237H70ZM218 239V238H217ZM100 240V239H99ZM218 241V240H217ZM217 241H215V242H217ZM220 249V248H219ZM219 251H221V250H219ZM217 252H218V249H217ZM220 254H221V252H220ZM227 255V254H226ZM222 256V255H221ZM228 256V255H227ZM223 257V256H222ZM221 257V258H222ZM219 258V257H218ZM102 260H103V258H102ZM226 261L227 262H225V263H227L228 264V262H229V259H226ZM237 262V261H236ZM231 263H232V261H231ZM230 263V264H231ZM238 263V262H237Z\"/></svg>",
	"mask_w": 264,
	"mask_h": 264
}]
</instances>
